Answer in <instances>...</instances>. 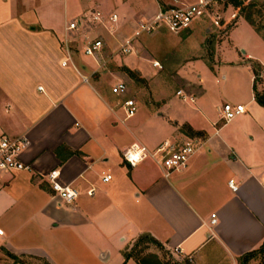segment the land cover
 I'll return each mask as SVG.
<instances>
[{"label":"crops","instance_id":"crops-1","mask_svg":"<svg viewBox=\"0 0 264 264\" xmlns=\"http://www.w3.org/2000/svg\"><path fill=\"white\" fill-rule=\"evenodd\" d=\"M172 1H0V136L28 143L19 154L27 168L0 172V264H137L123 254L141 235L177 264H238L264 240V107L252 72L260 64L264 74V40L228 1L213 26L230 27L210 47L204 15L172 33H184L175 47L165 26L139 30ZM118 81L126 89L116 96ZM124 98L136 106L128 118ZM223 103L244 110L222 122ZM188 140L196 147L186 166L167 176L150 159L129 167L120 157L132 143ZM51 170L77 191L72 202L50 190ZM250 260L264 264V252Z\"/></svg>","mask_w":264,"mask_h":264},{"label":"built area","instance_id":"built-area-1","mask_svg":"<svg viewBox=\"0 0 264 264\" xmlns=\"http://www.w3.org/2000/svg\"><path fill=\"white\" fill-rule=\"evenodd\" d=\"M240 1L247 2L248 0ZM224 2L225 0H195L192 3H183L178 0H173L170 6L158 9L148 23H140L138 28L142 32H150L158 26H165L171 30L177 31L184 28L196 17L205 15L207 11L213 12V10H215V13H217V10L224 4ZM214 18L215 20L218 19L217 14H214ZM90 19L93 22L101 23V16L97 11L93 10L90 12ZM116 20L117 18L115 14L109 15L108 21L110 22V30L114 29ZM78 25L79 20H73L68 23L67 29H75ZM100 46L101 43L98 39L92 40L90 43H87L83 52L86 55H92L100 48ZM120 50L125 53L129 52L130 49L128 43L120 46ZM151 64L152 66L159 67L157 62H152ZM125 89V84L118 81L111 86L110 92L113 95L118 96L124 93ZM176 94L181 95L180 91H177ZM181 97L183 96L181 95ZM121 107L125 118L131 117L136 111L135 103L131 98L122 99ZM243 110L242 105L223 103L220 108V119L222 122H226L234 116L242 113ZM27 144V140L23 135H17L14 137L0 136V172L19 171L27 168V166L19 160V154ZM195 147L196 143L192 140L185 141L182 144L162 141L152 149H148L141 144L132 143L120 152V157L122 162L129 167H133L144 159H150L162 171V175L167 176L171 172L179 171L186 166ZM46 178L50 190L61 202L70 203L76 198L77 191L75 189L66 185H61L58 182L57 170L49 171ZM109 178V174H103L101 176L102 181H107ZM228 186L231 190H236V186L232 183V180H228ZM86 193L91 195L92 188L88 189ZM214 222V214H211L210 224H214Z\"/></svg>","mask_w":264,"mask_h":264},{"label":"rangeland","instance_id":"rangeland-1","mask_svg":"<svg viewBox=\"0 0 264 264\" xmlns=\"http://www.w3.org/2000/svg\"><path fill=\"white\" fill-rule=\"evenodd\" d=\"M225 1L227 2L228 0H225ZM251 1L256 4V6L251 8V9L245 8V9H242V12H241V10H239L238 7H234V6L233 7H234L235 11L237 10L238 13L240 12L239 14H241L242 16L245 14V12L250 11L251 18L253 19L254 24L256 26L262 27L264 25V0H248L247 2H251ZM214 14H216L215 10H213V12L207 11V13H205L204 16L206 18H208L207 22L209 21V23L205 24L204 22L206 20L199 22L200 26L203 25V27H206L205 25H207V27L209 29L208 33H206V34L204 33L205 38H204V41L202 43L204 47H210L215 42H219L220 39H222L224 37V32L230 27V23L225 24V26L223 25V27H221V29H219V30L216 27H214L213 22L221 21V20H215ZM213 30L215 32H213ZM154 31H152L150 33H153ZM260 31L264 34V28H261ZM164 32H165L166 37L168 38L169 45L172 47H175V45L177 43L176 42L177 38L183 36V34H184V33L179 34V36L178 35L176 36V34L173 35L172 33L176 32V31L171 30L169 28H164ZM153 50H155V49H153ZM252 69H253L252 72L254 75L255 89L257 92L261 93L264 91V74H261L263 68L260 64H253ZM170 90L173 92V89L170 88ZM149 249H153L154 251H158L159 255L162 257L161 260H158V261L156 260L157 263H155V264H160V261H161V264H177L171 258L170 254L167 253V251L161 250L157 245H154L152 243H148V242H144V241L139 242V244L131 247L129 251L132 254V256H134L133 258H138V257L140 258L141 256H144L145 254H147L146 252ZM255 257H257V254L255 255ZM155 259L151 258V260H155ZM250 263H251V260H249L247 264H250ZM260 264H262V263H260Z\"/></svg>","mask_w":264,"mask_h":264},{"label":"trees","instance_id":"trees-1","mask_svg":"<svg viewBox=\"0 0 264 264\" xmlns=\"http://www.w3.org/2000/svg\"><path fill=\"white\" fill-rule=\"evenodd\" d=\"M228 2H230L234 7H238L239 10H241V12H242V9H245V8L251 9V8L256 6V4L253 3L252 1L251 2H241L240 0H228ZM243 18L253 27V29L256 32H258L261 35L262 39L264 40V34L260 31L261 28H264V25L262 27L256 26L254 24L253 19L251 18L250 11L245 12V14L243 15ZM253 98H254V101L258 105L264 107V91L261 93L257 92L254 85H253ZM142 241L152 243L154 245H158L156 243V241L153 240L152 238H150L146 235H141L140 237H138L136 239L133 246L139 244V242H142ZM263 252H264V240L262 241V243L260 244V246L257 249L250 251L248 253H245V254L241 255L240 257H238V264H247L248 261L251 258L255 257L256 254L258 256L259 254H262ZM6 255L9 256L11 259H13L14 262H18L17 257H15L11 254H8V253ZM123 256H124V260L129 258V257H134V256H132L130 251H128L127 253H124ZM151 258L155 259L156 257L154 254L147 253L144 256H141L140 258L138 257V258H134V259L136 260L137 264H155V263H157L156 259L151 260ZM121 264H123V263H121Z\"/></svg>","mask_w":264,"mask_h":264}]
</instances>
